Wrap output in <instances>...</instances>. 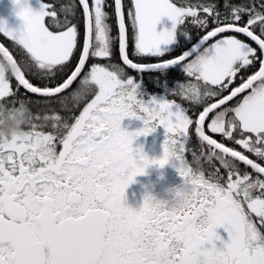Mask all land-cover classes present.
Segmentation results:
<instances>
[{
	"label": "snow or ice",
	"instance_id": "6c2138e0",
	"mask_svg": "<svg viewBox=\"0 0 264 264\" xmlns=\"http://www.w3.org/2000/svg\"><path fill=\"white\" fill-rule=\"evenodd\" d=\"M20 3L18 28L0 20L19 52L0 44V126L22 125L0 138V264H155L169 250L171 264H264V0ZM186 25L198 42L164 59L161 45L192 40ZM170 69L187 81L161 85ZM125 118L144 126L127 132ZM158 128L163 153L149 159L133 144ZM172 161L195 199L128 207L135 177Z\"/></svg>",
	"mask_w": 264,
	"mask_h": 264
},
{
	"label": "rangeland",
	"instance_id": "374dc122",
	"mask_svg": "<svg viewBox=\"0 0 264 264\" xmlns=\"http://www.w3.org/2000/svg\"><path fill=\"white\" fill-rule=\"evenodd\" d=\"M30 6L34 10H37L38 9L37 0H30ZM12 9H13L12 0H0V20H5L8 24V26L11 28H18L22 22L14 15ZM171 27H172V22L170 20H168L167 17H164L161 19L160 23L157 25V32L164 31V30H170ZM172 47L173 46L161 45L162 50L163 49H171ZM121 128L123 130L129 132L133 128V126H130V124L127 122V118H125L121 122ZM153 133H156L157 135L161 134V132H158V131L153 132ZM141 141L145 142L146 140L142 139ZM152 142H153V139H148L147 140L148 146L150 148H153V150L157 151L158 147H160V146L153 145V143H155V142H153V143ZM162 153H163V148H160L159 153H151V154H149V157L151 159H159L162 156ZM173 163H175V162L172 161L168 165L163 167V168L172 169V171H173L172 174H175L174 180L171 184V188L182 183L181 177L178 175L176 169L172 166ZM149 169H151L153 172L151 174V180L148 181L149 183L146 185V188L143 189L144 192H143V198L142 199L144 200V197L146 195H151V196H154V197L159 198V199L171 200L172 195H171V193H169L167 191L169 189V187H166L164 185V182L159 180V176H157V171L161 170V168L158 166H152V167H149ZM146 182L147 181L145 180L144 182H141L140 185L144 186ZM134 192H135V190H132L131 188L126 189L125 203L128 207H130L134 210H136L135 208H138V210H139L140 207H138L137 202L135 201V198L134 197H128V194L131 196V195H133ZM216 232L221 237V240H217L214 242L216 243L218 248H222L223 244L221 243V241H223L224 243H226L228 241V233L223 228L216 229Z\"/></svg>",
	"mask_w": 264,
	"mask_h": 264
},
{
	"label": "trees",
	"instance_id": "16d2710c",
	"mask_svg": "<svg viewBox=\"0 0 264 264\" xmlns=\"http://www.w3.org/2000/svg\"><path fill=\"white\" fill-rule=\"evenodd\" d=\"M174 2H176L177 4H181L183 2V0H174ZM216 2L219 3V4H222V0H216ZM237 2L244 3V2H246V0H237ZM130 3H131V0H125L126 6L130 5ZM186 27H187L188 31L190 32V35L192 36V40L191 41H185L183 37H179L180 43L177 46L174 45L170 49V50H173V51L170 52L169 54H167L164 59H168V58H172V57L178 56L184 50H187L192 43L198 42L199 35H200L199 30L195 29L191 25H186ZM113 34L114 35L116 34L115 27L113 29ZM129 36H130V41H129L130 49L129 50L131 51L132 46H133V41L131 40V31L129 32ZM0 41L6 47H8L9 50L12 51L14 55L19 56V52H18L16 46L7 37H4L2 34H0ZM116 59L118 60V56L116 57ZM133 59H135V58H133ZM143 62H157V61H156V58H146ZM155 79H156V74H147V73L144 74V82H145V86L144 87H145V90H148L149 92L154 93V94H163L164 93L163 86L157 87L153 83V81ZM163 80H168V87L172 88V87L176 86V81L177 80L186 82L187 78L185 76H183L182 73H179L178 70L170 69L169 72L164 75V77H161V85H163ZM237 83H238V81H237ZM168 98L169 99H177L178 102L185 103L183 101H180L178 97L169 96ZM83 106H84L83 104L79 105V107L76 110V114L77 115H78L79 111L82 110ZM190 107H192L193 111L196 110L195 106H190ZM33 110L36 111V109H33ZM190 134H191V139H190V142H189V147L198 149V141H197V138L195 137L194 130H190ZM249 155H250V158H254V157H251V154H249ZM186 157H187L188 161L191 163V161H192L191 153H187ZM205 167H207V165H205Z\"/></svg>",
	"mask_w": 264,
	"mask_h": 264
},
{
	"label": "flooded vegetation",
	"instance_id": "af4514ba",
	"mask_svg": "<svg viewBox=\"0 0 264 264\" xmlns=\"http://www.w3.org/2000/svg\"><path fill=\"white\" fill-rule=\"evenodd\" d=\"M127 122L130 124V126H133V128L129 131L130 133L136 132L138 130H140L144 125L143 122L141 120L135 119V118H127ZM161 132L160 135H157L156 133H151L150 135H148L147 137L145 136H140L137 137L134 141L133 144V148H142L143 152L149 157V154L151 153H159V149L162 148L163 142H164V129L163 128H158L155 132ZM142 139L146 140L145 142L141 141ZM148 139H153V145H157L160 146L158 147V150L155 151L153 150V148H150L148 146L147 140ZM149 159H151L149 157ZM159 170V169H158ZM152 170L147 168L146 169V174L144 175H139L137 177H135V182L132 183L128 188H131L132 190H135V192L133 193V195H129L128 197H134L135 201L137 202L138 207H142L144 200L143 198V192L146 188V185L149 183L148 181L151 180V174H152ZM173 171L172 169H168V168H161V170L157 171V176H159V180L164 182V185L166 187L171 188V184L174 180L175 174H172ZM172 175V176H171ZM170 177V178H169ZM147 181L145 183V185H140L141 182ZM126 196V195H125ZM171 201V200H168ZM136 210H138V208H135Z\"/></svg>",
	"mask_w": 264,
	"mask_h": 264
},
{
	"label": "clouds",
	"instance_id": "9594fccd",
	"mask_svg": "<svg viewBox=\"0 0 264 264\" xmlns=\"http://www.w3.org/2000/svg\"><path fill=\"white\" fill-rule=\"evenodd\" d=\"M24 7L23 0L17 6V11ZM21 122L18 119L7 120L4 122L3 126H0V138H8L14 135H19L21 132ZM172 195L171 201L166 199H159L154 196V200L157 203L167 204L170 206V210L174 212L182 211L189 203L195 199V190L190 183H185L182 181L181 184L169 188L167 190ZM204 222H201L198 227H202ZM145 244L148 241L144 242ZM173 251L169 250L168 252L162 254L156 261L155 264H171L173 258Z\"/></svg>",
	"mask_w": 264,
	"mask_h": 264
},
{
	"label": "water",
	"instance_id": "95a60500",
	"mask_svg": "<svg viewBox=\"0 0 264 264\" xmlns=\"http://www.w3.org/2000/svg\"><path fill=\"white\" fill-rule=\"evenodd\" d=\"M0 44H3L1 41H0ZM4 45V44H3ZM5 46V45H4ZM6 47V46H5Z\"/></svg>",
	"mask_w": 264,
	"mask_h": 264
}]
</instances>
